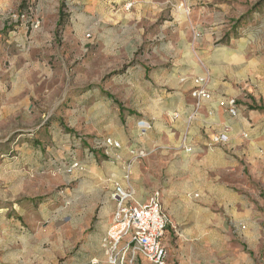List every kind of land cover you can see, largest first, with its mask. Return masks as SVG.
<instances>
[{
  "label": "rangeland",
  "instance_id": "obj_1",
  "mask_svg": "<svg viewBox=\"0 0 264 264\" xmlns=\"http://www.w3.org/2000/svg\"><path fill=\"white\" fill-rule=\"evenodd\" d=\"M98 1L20 0L0 17V264H150L126 239L113 255L105 245L108 185L118 164L99 140L130 138L143 120L134 113L147 103L141 94L152 96L157 79L169 77L162 93L193 82L192 94L198 77L216 88L240 72L248 39L264 47V0H149L167 3L159 10L148 0ZM22 36L32 43L19 45ZM26 63L41 67L30 87L22 85ZM106 105L109 111H98ZM162 122L172 128L168 114ZM145 159L138 162L141 172L149 169V187L156 169L142 166ZM68 160L77 168L93 161L102 178L85 190L60 167ZM173 200L164 206L166 264H264V225L259 232L232 227L223 213L221 238L210 245L203 231L186 234ZM256 232L252 246L248 236Z\"/></svg>",
  "mask_w": 264,
  "mask_h": 264
},
{
  "label": "crops",
  "instance_id": "obj_2",
  "mask_svg": "<svg viewBox=\"0 0 264 264\" xmlns=\"http://www.w3.org/2000/svg\"><path fill=\"white\" fill-rule=\"evenodd\" d=\"M19 1L0 0V17ZM79 1L86 2L89 7H94L95 4V0ZM99 2L102 3L103 0L97 3ZM148 2L149 6L154 5L157 10L168 6L167 3L164 6L149 0ZM20 40L18 44L22 47L32 43L23 36ZM252 43V39L246 41L247 45L251 46ZM250 46L246 48L245 54H248V57L244 62H241L242 59L234 60L241 62L237 63V66H243L240 72L232 74L230 79L220 80L221 84L216 88L209 85L212 94L209 100H202L197 104V100L188 92V88L193 87V82L187 88L182 86L178 92L168 93L165 90L162 93L163 88L169 86V77L155 81L154 94L149 98L141 94L142 101L145 99L147 103L134 112L141 115L143 120L131 131V139L121 134L111 135L121 143V147L109 150V154H114V163L118 164V175H112L113 182L110 181L108 185L106 212L111 221L105 227L103 235H106L112 223L115 202L110 199V192L116 183L130 187L140 202H146L155 191L163 195V206H166L167 199L174 198L173 201L178 207L176 218L187 224L186 234L195 238L194 230L203 231L199 236L210 245L213 244V236L221 238L225 228L223 213L231 216L232 227L248 226L258 232L262 229L264 50L262 53L261 49L264 47ZM9 49L13 50L14 46H9ZM13 70L15 71V67ZM21 70L24 79L22 85L30 87L31 80L39 74L41 67L39 64L26 63ZM17 71L18 69L13 73L11 83H17ZM230 98H235L238 102L239 113L236 116L230 115L227 108L221 105V102ZM97 106L99 104L94 103L92 110ZM98 111H109V105L99 107ZM165 114L170 116L172 128L166 127L162 122ZM150 134L153 135V140L149 138ZM220 135L227 136L228 140L215 142L214 139ZM104 140H99V143L102 144ZM73 146L80 148L81 144L74 141ZM138 150L145 151L147 157H137L133 151ZM86 158L92 159L87 151ZM143 159L145 160L142 161V166L156 169L153 171L156 180L149 187L143 185L149 169L141 172V163L138 162ZM125 161L131 162L132 171L129 176L132 177L133 184L128 182L130 179H124V174L127 173L123 168ZM70 166L69 160L60 162L64 171ZM90 168L95 171L92 172ZM72 173L73 179L86 185L85 190L91 188L93 183L99 182L98 178H102L93 161L81 163V167L75 168ZM110 176L111 174L108 175L109 178ZM166 212L170 214L169 211ZM258 236L260 234L257 232L248 236L252 246L259 242ZM119 262L123 264L122 260Z\"/></svg>",
  "mask_w": 264,
  "mask_h": 264
},
{
  "label": "built area",
  "instance_id": "obj_3",
  "mask_svg": "<svg viewBox=\"0 0 264 264\" xmlns=\"http://www.w3.org/2000/svg\"><path fill=\"white\" fill-rule=\"evenodd\" d=\"M130 7L131 3L127 5V8ZM19 18L24 19V14L16 16L15 19ZM192 96L197 100V104L202 100L212 98L205 78H196ZM221 105L227 108L230 115H238L239 109L235 98L221 102ZM227 140L228 137L225 135L214 139L215 142H226ZM101 146L108 153L110 149H119L121 143L112 137H107ZM133 153L139 158L146 156L143 150L133 151ZM78 166L79 163L76 162L67 171L72 173ZM125 179H129V172L126 173ZM110 199L115 202V209L104 242L112 255L119 251V244L126 239L134 249L153 264H166L168 249L163 239L170 219L164 209L160 192L155 191L146 202H140L131 188L116 183L110 192Z\"/></svg>",
  "mask_w": 264,
  "mask_h": 264
}]
</instances>
